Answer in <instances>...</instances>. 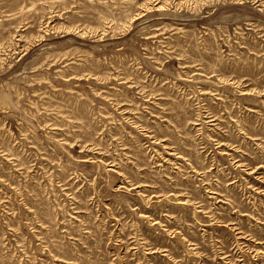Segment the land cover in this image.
<instances>
[{
    "label": "rangeland",
    "instance_id": "1",
    "mask_svg": "<svg viewBox=\"0 0 264 264\" xmlns=\"http://www.w3.org/2000/svg\"><path fill=\"white\" fill-rule=\"evenodd\" d=\"M0 264H264V0H0Z\"/></svg>",
    "mask_w": 264,
    "mask_h": 264
}]
</instances>
